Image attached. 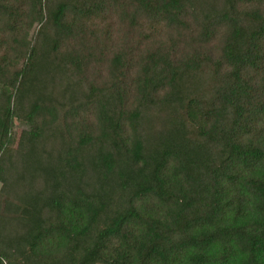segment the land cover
<instances>
[{"label":"trees","instance_id":"16d2710c","mask_svg":"<svg viewBox=\"0 0 264 264\" xmlns=\"http://www.w3.org/2000/svg\"><path fill=\"white\" fill-rule=\"evenodd\" d=\"M0 184V264H264V0H0Z\"/></svg>","mask_w":264,"mask_h":264},{"label":"rangeland","instance_id":"374dc122","mask_svg":"<svg viewBox=\"0 0 264 264\" xmlns=\"http://www.w3.org/2000/svg\"><path fill=\"white\" fill-rule=\"evenodd\" d=\"M17 67H22V62L18 61L15 63ZM25 129V125L23 124L22 121L20 120H15L14 124H13V130H12V138H13V144L12 147L16 148L20 137H21V133L23 132V130ZM0 189H1V184H0Z\"/></svg>","mask_w":264,"mask_h":264}]
</instances>
